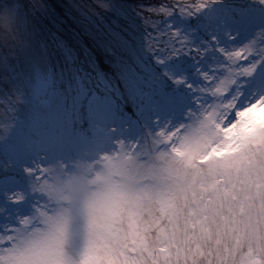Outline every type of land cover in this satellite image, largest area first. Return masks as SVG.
<instances>
[{
  "label": "rangeland",
  "instance_id": "1",
  "mask_svg": "<svg viewBox=\"0 0 264 264\" xmlns=\"http://www.w3.org/2000/svg\"><path fill=\"white\" fill-rule=\"evenodd\" d=\"M220 49L242 55L229 58ZM177 65L187 70L176 71ZM133 66L139 70L135 88L127 72ZM164 90L184 105L161 110L155 96ZM97 98L106 102L104 109ZM261 99L264 0H0V177L14 179L0 183V237L15 234L22 220L37 231L66 215V252L79 261L94 194L114 192L107 216L135 218L174 175L169 150L150 135L156 118L162 128L239 121L229 137H209L210 143L235 145L230 155L241 153L243 162L235 176L243 172L244 178L232 185L234 192L225 190L231 201L229 215L221 214L223 227L215 238L206 235L217 264H229V256L237 264H264V230L239 226L251 209L264 211V200L257 206L248 194L255 182L249 171H264V109L239 116ZM129 109L143 112L139 135L124 119ZM141 140L137 151L132 146ZM214 187L201 184L204 192ZM262 187L256 184L257 199ZM156 202L161 215L172 206ZM82 211L86 221L78 219ZM172 228L179 230L170 221L165 229ZM165 229L156 236L168 239ZM159 251L172 255L168 245Z\"/></svg>",
  "mask_w": 264,
  "mask_h": 264
},
{
  "label": "snow or ice",
  "instance_id": "2",
  "mask_svg": "<svg viewBox=\"0 0 264 264\" xmlns=\"http://www.w3.org/2000/svg\"><path fill=\"white\" fill-rule=\"evenodd\" d=\"M213 40L215 41V37ZM220 54L229 58L242 55L241 52H229L227 49H220ZM175 70L187 69L183 65H177ZM138 71L134 66L127 70L134 88ZM245 71L251 74L254 67ZM95 103L100 109L106 107L102 98H97ZM184 103V99L172 90L161 91L155 96V104L163 111L177 110ZM259 109H264V99L240 112L239 116L243 118L246 113ZM129 112L131 114L124 117L129 124V131L139 135L143 112L131 109ZM154 123L156 127L150 135L154 143L169 150L174 175L166 179L161 191L153 193L151 200L143 202L139 216L130 218L126 212L118 216H107L106 213L114 202V192L94 194L86 208L90 218L89 237L79 261H75L66 252L70 218L62 215L50 220L49 227L45 230L32 231L33 223L22 220L21 227L12 230L15 234L7 238L0 237V264H145V261L146 264H217L216 248L207 239L206 233L211 232L215 238V233L223 227L221 214L229 215L227 209L231 201L230 196L226 197L225 190L231 189L234 192L232 185L239 184L244 177L243 172L240 173V178L235 176L237 167L243 166L240 161L241 153L230 155L235 145L210 143L209 137L220 134L229 137L239 126V121L230 127L221 126L210 119L201 121L196 126L162 128L159 126V118ZM132 147L140 151L143 147L142 140L134 142ZM261 164H264V160ZM249 175L255 182L248 194L252 197V203L258 206L260 200H264V187L260 190L261 197L257 199L256 184L264 185V171L250 170ZM229 176L233 177L231 182ZM0 183H14V179L0 177ZM201 184L204 188L213 184L215 187L204 192ZM158 198L172 205L165 210V215H161V205L156 202ZM247 215L249 219L240 217L243 223L239 226L242 229L260 227L264 230V211L253 208ZM170 221L178 225V231L175 228L165 229ZM157 223H160V229L155 227ZM161 229L167 230L168 239L156 236V232ZM145 242L148 251H145ZM164 245L170 247L172 255L159 251ZM5 247L7 252H3ZM149 251L152 252L151 257ZM133 253L135 260L132 259ZM209 253L212 254L211 259ZM223 255L221 246L219 256ZM220 264L224 262L220 261ZM229 264H237V261L229 256Z\"/></svg>",
  "mask_w": 264,
  "mask_h": 264
},
{
  "label": "trees",
  "instance_id": "3",
  "mask_svg": "<svg viewBox=\"0 0 264 264\" xmlns=\"http://www.w3.org/2000/svg\"><path fill=\"white\" fill-rule=\"evenodd\" d=\"M115 1L144 2L147 4H161V3L166 2V0H115Z\"/></svg>",
  "mask_w": 264,
  "mask_h": 264
},
{
  "label": "clouds",
  "instance_id": "4",
  "mask_svg": "<svg viewBox=\"0 0 264 264\" xmlns=\"http://www.w3.org/2000/svg\"><path fill=\"white\" fill-rule=\"evenodd\" d=\"M102 215V214H101ZM80 221H86L87 220V215L86 212L82 211L79 218Z\"/></svg>",
  "mask_w": 264,
  "mask_h": 264
}]
</instances>
